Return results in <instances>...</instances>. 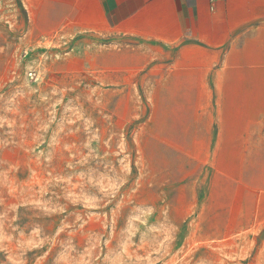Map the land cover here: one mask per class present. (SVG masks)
Here are the masks:
<instances>
[{"label": "rangeland", "instance_id": "1", "mask_svg": "<svg viewBox=\"0 0 264 264\" xmlns=\"http://www.w3.org/2000/svg\"><path fill=\"white\" fill-rule=\"evenodd\" d=\"M33 10L0 0V264H264V188L205 193L161 67Z\"/></svg>", "mask_w": 264, "mask_h": 264}, {"label": "crops", "instance_id": "2", "mask_svg": "<svg viewBox=\"0 0 264 264\" xmlns=\"http://www.w3.org/2000/svg\"><path fill=\"white\" fill-rule=\"evenodd\" d=\"M32 1L82 42L161 67L184 159L212 172L205 193L264 188V0Z\"/></svg>", "mask_w": 264, "mask_h": 264}]
</instances>
